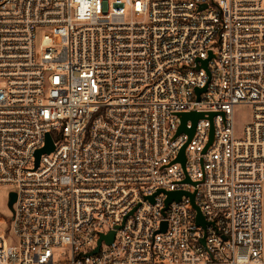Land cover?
I'll return each mask as SVG.
<instances>
[{"label": "built area", "instance_id": "built-area-1", "mask_svg": "<svg viewBox=\"0 0 264 264\" xmlns=\"http://www.w3.org/2000/svg\"><path fill=\"white\" fill-rule=\"evenodd\" d=\"M0 187V264H264V0H0Z\"/></svg>", "mask_w": 264, "mask_h": 264}, {"label": "water", "instance_id": "water-1", "mask_svg": "<svg viewBox=\"0 0 264 264\" xmlns=\"http://www.w3.org/2000/svg\"><path fill=\"white\" fill-rule=\"evenodd\" d=\"M214 56L215 55L211 53L210 57L207 60L200 61L201 63L198 66H196L195 69L199 70L200 68H204L205 70L208 71L209 61ZM205 91H206V88L197 89L198 98ZM216 115H217V113H203V112L182 113L179 115L182 123H181V126H180L177 134L185 133L191 139L194 135L197 122L201 119L208 118L212 124L211 125V131H210V139H209V143L207 145V148H208L214 140L213 118ZM188 122L192 123L191 127L188 126ZM185 148L186 147H184L182 149L181 153L179 154L178 159L176 160V162H180L183 166L185 165V161H186ZM207 148H206V150H207ZM53 150H54V142H53L52 136L50 134H48L45 147L43 149L37 151V153H36V156H35L36 157V167L39 164L40 157L43 154H50ZM166 194H167L166 205H169L173 201H180L184 193L183 192H167ZM190 196L192 198L193 205H194L195 204L194 203V195H190ZM151 200H153V199L151 198ZM15 201H16V194L11 193L9 195L8 207L12 213H13V204L15 203ZM196 209L199 212L198 223L202 226H205L206 223H205L203 216L201 215L199 209L198 208H196ZM165 227H166V223L163 224V228H164L163 230H165ZM114 237H115V232H111L109 235L102 236L98 242V247L93 252H91L90 254L93 255V254L98 253L102 242H105L106 244L110 245L113 242Z\"/></svg>", "mask_w": 264, "mask_h": 264}, {"label": "rangeland", "instance_id": "rangeland-1", "mask_svg": "<svg viewBox=\"0 0 264 264\" xmlns=\"http://www.w3.org/2000/svg\"><path fill=\"white\" fill-rule=\"evenodd\" d=\"M233 120L235 135L240 137L244 127L252 120V108L248 105H237L233 108ZM13 191L12 187H0V234L8 227L9 219L12 212L8 207L9 194ZM16 242V238L11 237L9 242ZM56 258L62 259L63 257L69 258L70 255L64 247L55 250Z\"/></svg>", "mask_w": 264, "mask_h": 264}]
</instances>
